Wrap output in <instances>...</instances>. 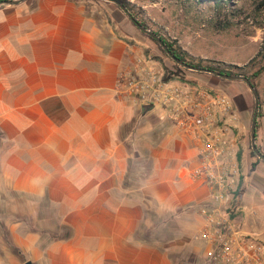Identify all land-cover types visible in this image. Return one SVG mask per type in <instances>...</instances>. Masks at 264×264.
I'll list each match as a JSON object with an SVG mask.
<instances>
[{
    "label": "crops",
    "instance_id": "crops-1",
    "mask_svg": "<svg viewBox=\"0 0 264 264\" xmlns=\"http://www.w3.org/2000/svg\"><path fill=\"white\" fill-rule=\"evenodd\" d=\"M94 14L76 0L0 7V264H179L192 247L206 264L199 145L117 92L141 51ZM240 92L238 143L253 120ZM243 199L264 241V200ZM148 215L180 235L145 237Z\"/></svg>",
    "mask_w": 264,
    "mask_h": 264
},
{
    "label": "rangeland",
    "instance_id": "rangeland-1",
    "mask_svg": "<svg viewBox=\"0 0 264 264\" xmlns=\"http://www.w3.org/2000/svg\"><path fill=\"white\" fill-rule=\"evenodd\" d=\"M76 1L85 5L87 12L95 13V17L104 20L109 18L110 24L116 27L119 34L125 35L129 44L138 47L141 52H145L155 59H157L156 56L162 57L163 61L158 60L164 65L166 71L167 67L174 70L173 59L165 56L157 43L145 36L116 3L106 0ZM190 1L130 0L132 7V11H130L141 23L147 24L152 30L175 42L195 59H208L204 64L213 65L217 61L223 63L241 62L234 64L241 68H232L233 72L251 75L259 73L255 79L260 95L261 109V116L258 117L257 144L264 151V0H223L220 8H217L212 1L200 4ZM230 12L234 14L230 15ZM226 18H230L233 22L229 28L219 29L213 26L216 19ZM187 75L194 79L195 83L227 93L236 107V99L231 94L233 91L237 92V98L244 99L245 95L240 92V88L243 87L252 104L253 115L254 96L244 81L222 80L209 73ZM226 83L232 87H224ZM251 124L252 122L249 124L245 136H239L242 153L240 163L243 175L241 189L238 192L246 194L249 203L258 202L259 198L264 200V163L259 162L256 169L251 170V164L256 160L250 153ZM241 204L244 205V199ZM0 207H4V205ZM148 216L153 226L150 230H144L145 237H157L165 240L171 236L180 235V233L174 235L176 229H179V223L170 219L164 222L160 217ZM192 248L186 253L187 258H178L179 264H204L203 248ZM177 257H180V254Z\"/></svg>",
    "mask_w": 264,
    "mask_h": 264
},
{
    "label": "built area",
    "instance_id": "built-area-1",
    "mask_svg": "<svg viewBox=\"0 0 264 264\" xmlns=\"http://www.w3.org/2000/svg\"><path fill=\"white\" fill-rule=\"evenodd\" d=\"M160 60L136 52L121 72L117 92L140 107L162 108L170 119L199 145L200 163L194 179L210 190L199 205L204 223L198 238L206 264H264V241L245 229L239 212L242 167L239 160L240 114L231 97L193 81L165 79Z\"/></svg>",
    "mask_w": 264,
    "mask_h": 264
},
{
    "label": "trees",
    "instance_id": "trees-1",
    "mask_svg": "<svg viewBox=\"0 0 264 264\" xmlns=\"http://www.w3.org/2000/svg\"><path fill=\"white\" fill-rule=\"evenodd\" d=\"M123 4H125L129 10L132 11V7H131V2L130 0H120ZM190 1V0H189ZM205 1H212L215 3V5L217 6V8H220L222 6V3L224 2L223 0H191V3H195V4H200L203 3ZM188 2V1H187ZM230 15H233L234 13L230 12ZM219 15V13H218ZM217 15V16H218ZM135 19H137L134 16ZM131 19V18H130ZM138 20V19H137ZM131 21L135 24V22L131 19ZM139 21V20H138ZM232 20L230 18H226V19H216L215 23H213L214 27H217L219 29H227L232 25ZM144 25H146L147 27H149L147 24L142 23ZM136 25V24H135ZM142 33L147 36L150 37L151 39H153L157 45L159 46L160 50L163 52V54L167 57H170L168 55V53L166 52V50L153 38L151 37L149 34L145 33L142 31ZM158 33V32H157ZM159 34V33H158ZM162 38L164 39V41L168 44L169 48L171 50H173L177 56L181 57L182 59H184L185 61H187L188 63L192 64V65H197V66H203V67H210L212 69H216L219 70L220 72L223 73H230V74H235L238 72H233L232 68H241L238 65H234V64H230V63H223L220 61H217L216 64H204V62L208 59H204V58H200V59H195L194 57H192L186 50H184L182 47L178 46L175 42L170 41L168 38H166L164 35H161ZM157 59H160L163 61V58L160 56H156ZM173 68L174 70H171L167 67V73H166V77L165 79H171V78H179L183 81H193L194 79H192L191 77H189V75L187 74H205V72H201V71H193V70H189L179 64H177L176 62L173 63ZM260 72V71H259ZM239 74H245L246 76H248L253 84L256 86V82L255 79L256 77L259 75V73H253L251 74H246V73H239ZM221 78V77H220ZM222 80H225L224 78H221ZM254 96V95H253ZM254 110H255V98H254ZM253 116H254V112H253ZM261 116V109L259 111V117ZM257 135H258V127H257ZM259 146V145H258ZM251 156L254 157L256 160L251 164V170L254 171L257 167V164L259 162L264 163V160L259 157L257 155V153L252 149L251 146ZM241 157H242V153L241 151L239 152V160L241 161Z\"/></svg>",
    "mask_w": 264,
    "mask_h": 264
},
{
    "label": "water",
    "instance_id": "water-1",
    "mask_svg": "<svg viewBox=\"0 0 264 264\" xmlns=\"http://www.w3.org/2000/svg\"><path fill=\"white\" fill-rule=\"evenodd\" d=\"M24 0H0V7L2 6H7V5H15ZM106 1H111L116 3L121 9H123L126 14L135 22L137 27L142 30L143 32L149 34L151 37H153L168 53V55L173 59L174 62L177 64L193 71H201L205 73H209L224 79L228 80H242L244 81L250 90L252 91L254 98H255V110H254V116L251 124V133H250V138H251V146L252 149L257 153L259 157H261L264 160V151L258 146L257 144V126H258V117H259V111H260V95L259 92L256 88V86L253 84L252 80L246 76L245 74H230V73H223L220 72L219 70L212 69L210 67H203V66H197V65H192L182 59L181 57L177 56L176 53L171 50L168 46V44L164 41L162 36L158 34L156 31L152 30L151 28L147 27L146 25L142 24L140 21L134 18L133 14L131 11L128 9V7L123 4L120 0H106ZM154 107L153 106H143L142 111L143 113H146L147 111L152 110ZM25 264H32L31 261H27Z\"/></svg>",
    "mask_w": 264,
    "mask_h": 264
}]
</instances>
